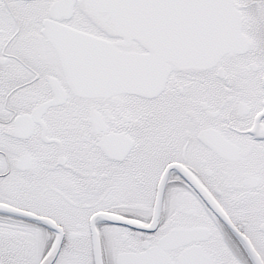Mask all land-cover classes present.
Segmentation results:
<instances>
[{
  "label": "snow or ice",
  "instance_id": "obj_1",
  "mask_svg": "<svg viewBox=\"0 0 264 264\" xmlns=\"http://www.w3.org/2000/svg\"><path fill=\"white\" fill-rule=\"evenodd\" d=\"M0 264H264V0H0Z\"/></svg>",
  "mask_w": 264,
  "mask_h": 264
}]
</instances>
